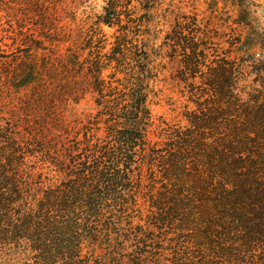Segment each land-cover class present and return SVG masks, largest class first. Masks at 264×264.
<instances>
[{
  "label": "rangeland",
  "instance_id": "obj_1",
  "mask_svg": "<svg viewBox=\"0 0 264 264\" xmlns=\"http://www.w3.org/2000/svg\"><path fill=\"white\" fill-rule=\"evenodd\" d=\"M108 1L51 0L46 24L25 7L0 12V117L18 139L23 168L51 179L56 168L32 145H51L47 153L56 161L79 147L80 163L89 155L85 135L93 143L105 138L102 98L87 75L93 62L124 104L139 76L151 113L146 147L128 166L129 207L107 208L97 226L104 233L107 218H119L111 234L118 254L107 262L114 252L107 245L96 253L87 247L88 263L264 264V238L243 242L252 196L264 203V0H121L127 16L120 27L98 23ZM176 20L180 44L170 40ZM123 38L124 70L112 61ZM28 60L46 82L16 89L3 73L11 78ZM75 61L80 69L69 70ZM160 216L169 224L156 223ZM220 225L230 227L224 261L213 254Z\"/></svg>",
  "mask_w": 264,
  "mask_h": 264
},
{
  "label": "trees",
  "instance_id": "obj_2",
  "mask_svg": "<svg viewBox=\"0 0 264 264\" xmlns=\"http://www.w3.org/2000/svg\"><path fill=\"white\" fill-rule=\"evenodd\" d=\"M11 1L12 5L5 7L4 1L0 0L3 4L0 12L12 11L16 9L14 6H21L26 8L23 9L26 12L38 13L40 22L47 23L45 12L51 0ZM120 1H108L99 24L109 27L122 25L126 7ZM145 2L157 3L158 0ZM235 6L239 8L240 14L247 13L246 5ZM129 28L125 30L129 31ZM180 29L179 21L176 20L172 35H169L173 43L180 44L182 41ZM125 41L124 38L120 40L117 45L119 50L113 49L112 52V61L119 68L123 67L122 70L126 68V55L122 50ZM135 56L139 57L136 53ZM28 61L11 78L8 71L3 73L16 89L33 84L44 85L46 82L43 81L44 76L36 61ZM135 63L140 72H145L146 66L141 65L140 59H136ZM74 67H77V71L80 69L77 61L68 69L73 70ZM103 70V66L95 62L87 67V75L93 80L92 89L102 98L98 106H103V115L107 116V120L104 122L106 136L103 140L89 142L85 135V151L89 153L85 161H77L78 155L75 154L80 151L79 147L77 150L69 149L65 159L56 161L47 153L52 148L51 145H32L42 154L45 150L44 162L54 166L58 176L49 179L42 173L23 168L26 164L21 158L23 151L19 148L18 139L13 136L11 124L0 117V264H89L90 253H85V249L91 248L96 253L101 245H107L110 251H114L113 254L110 251L107 253L110 254L109 257L106 256L107 262L118 254V241L111 234L116 231L119 218L114 220L113 217H108L104 233L97 226L105 221L104 211L107 208L125 211L129 207V198L125 195L131 187L128 166L133 163L139 149L145 150L143 132L151 122V113L147 106L146 87L139 76L136 79L132 77L134 81L128 94L130 100L128 104H124L125 100H121L123 94L107 87L102 78ZM119 72L125 73L121 70ZM117 94V98H112ZM78 145L80 146L79 141ZM25 154L34 155L35 151L27 148ZM257 195L252 196L251 223L248 224V233L243 241L248 247L252 243L263 242L261 239L264 238V203ZM156 220L159 225L169 224V218L163 216ZM220 227V234L223 236L213 240V250H216L213 254L224 261L229 256L226 234L229 236L230 227Z\"/></svg>",
  "mask_w": 264,
  "mask_h": 264
}]
</instances>
